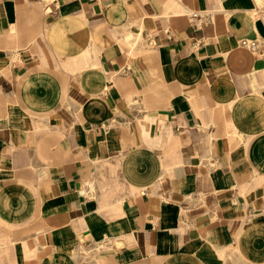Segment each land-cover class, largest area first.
<instances>
[{"label":"crops","instance_id":"0c3cea01","mask_svg":"<svg viewBox=\"0 0 264 264\" xmlns=\"http://www.w3.org/2000/svg\"><path fill=\"white\" fill-rule=\"evenodd\" d=\"M0 264H264V0H0Z\"/></svg>","mask_w":264,"mask_h":264},{"label":"built area","instance_id":"2783aa9c","mask_svg":"<svg viewBox=\"0 0 264 264\" xmlns=\"http://www.w3.org/2000/svg\"><path fill=\"white\" fill-rule=\"evenodd\" d=\"M185 13L193 20H196L198 24L202 22L203 19L206 18V14L204 12H197V11H190V10H185ZM241 45L247 47L253 52H258L259 51V46L255 41L251 40H241Z\"/></svg>","mask_w":264,"mask_h":264}]
</instances>
